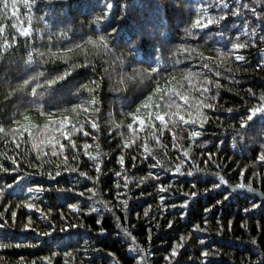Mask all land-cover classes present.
<instances>
[{
  "label": "snow or ice",
  "instance_id": "6c2138e0",
  "mask_svg": "<svg viewBox=\"0 0 264 264\" xmlns=\"http://www.w3.org/2000/svg\"><path fill=\"white\" fill-rule=\"evenodd\" d=\"M71 0H0V15L4 20H11V34L6 30V25L0 23V70L7 73L10 69L4 68V58L8 52L17 48L19 37L26 38L27 50L22 58V72L14 79L19 81L17 87L11 88L10 77L2 76L0 80L7 79L9 84V91L4 99L11 104H14V111L10 117L11 127L5 130L0 125V140H3L5 145L12 144L15 149H20L22 144H29L30 151L35 153V162L29 161L28 167L36 169L35 172H24L23 176L20 174L15 175V179L11 184H5V188H11L13 185L21 182L27 176H40L46 177L47 180L59 183L58 177L62 173L68 174V179L72 181L67 188L63 186L57 189L58 192L64 194L63 199L76 200V196L85 197L87 201L81 203L76 200L74 203H67V208L73 213L87 215L91 212H98L101 208L108 212H115V208L122 206V210L128 212L127 199L121 201L120 204L114 207L109 206V202L104 200L100 190L96 187L100 183V174L102 172V157L105 155L97 142L98 136L103 139H109L111 136L120 138L121 143L117 145L119 155L117 156V163L125 168V171L115 172L117 178H123L125 181L123 187L129 189V181L136 183L128 175L126 168V155L128 151H140L141 164L138 167V157L133 155L131 157V166L133 169L142 170L143 162L148 159L154 161L149 163V171L146 176H141L137 183L144 184L147 179L152 181H159L161 176L165 174H178L193 177L195 169L194 165L190 164L192 160V153L190 152L196 138L201 136V129L203 122L208 120L206 109H214L217 105L214 103L216 95L214 89L223 87L221 78H227L231 74L232 68L229 67L231 59L237 62L245 61V56L239 54L238 50L256 47L257 42L252 39L258 35L257 29L254 26L256 21L264 23V16L260 15L264 12V5L257 0L251 7L246 0H176L177 7L183 5L187 11L188 17L181 29L182 37L180 42L175 47L168 50L167 59L164 58L165 45L159 47L153 46L151 53L138 58L139 49L136 47L135 41L129 44L127 41L124 43L128 47V52H117L119 47V25L122 24L121 17L110 18V13L113 10V3L111 0H94L91 11L96 8L100 9V13L92 16L90 20V32L95 35L82 36L79 40H74L68 35L65 28L59 31H52L58 25L63 24L57 13L58 10H63L70 5ZM43 5V8H41ZM21 6L26 10L24 16L28 18L29 26H23L22 17L20 15ZM129 7L131 4L129 2ZM151 7V5H150ZM157 11L159 4L156 5ZM41 11L44 14L36 16L35 13ZM122 11H127V8H122ZM43 24V29L31 27L32 21ZM252 20V24L249 23ZM190 21V22H188ZM106 22V23H105ZM116 23L117 27H112ZM146 26H156V22L151 19H146ZM240 24L241 28L237 29L236 25ZM232 33H235L233 36ZM47 35L45 42L46 46L43 49L35 46V41L43 40ZM140 35H144L142 31ZM56 36L61 44L53 40ZM243 37V40H241ZM191 41V42H189ZM201 41L203 43H201ZM259 42L264 44V34L259 35ZM92 49L93 54L89 57V49ZM74 49H79L83 54V62L72 61L67 53L72 52ZM64 61L68 64L62 72L54 76H50L47 69L44 67L50 61L55 60ZM187 62L184 64V62ZM11 65V61L8 62ZM20 62H18L19 64ZM183 64V67H179ZM147 65V67H144ZM91 68L92 78L86 83L81 84L80 88L76 89L74 96L78 102L71 103L66 101L64 103H52L48 99L56 91L60 81H64L69 77L75 68ZM256 68L264 70V57H260ZM239 70V69H237ZM247 69H245L246 71ZM180 75L177 76V72ZM97 72L100 74L97 75ZM107 77L110 82L109 87L113 92H124L129 84L139 85V102L131 101L126 105H121V113L124 114L125 107H131L135 103V110L126 113L131 118V122L126 125L127 132L123 131L122 122L117 123L112 113H108L107 119V133L108 136H103L101 133L100 120L103 116V86ZM163 81V83H161ZM248 92L252 94V99L256 102L246 108V114L241 118L239 126H233V131L241 138H245L247 131L251 128H257L258 135L264 138V91H261L257 96L253 89L249 88ZM85 94L87 97L85 98ZM212 101V102H210ZM79 116L83 113V122L81 120L70 119L68 115L57 116L55 113H65L69 110ZM29 109H36L41 116H46L47 121L43 126H37L30 123V117L27 114ZM47 109V111H45ZM141 109L144 110L141 114ZM227 111L231 112L229 108ZM22 119H19V118ZM89 129V130H86ZM35 129V131H34ZM114 129L116 130L114 132ZM74 132H82L84 137L92 136L95 144V155L90 148L92 145L87 139L83 140L82 144L78 145L77 140L73 138ZM187 133V140L189 141L188 147H184L183 143L179 141L184 139L183 134ZM171 137V148L176 150V161L170 163L167 160V145L164 143L166 138L165 134ZM26 134V136H25ZM59 136L60 139L56 137ZM8 137V138H5ZM10 138V139H9ZM66 141V143L62 142ZM206 143V142H205ZM50 148L49 154L45 149ZM164 148L165 152L162 156L156 154V150ZM71 153V156L68 153ZM81 154L87 157L91 163L89 168H94L96 175H89L87 171L80 170ZM208 160L204 163L207 164L215 155V153H208ZM0 156L6 157L11 161V165L15 167H4L0 164V171L16 172L20 168V160L25 159L20 152L16 153L19 159L13 156H8L7 153H0ZM50 157H55L54 162ZM260 162V166L264 167V141L261 142V151L256 155L255 161ZM188 164L189 170L185 172L184 166ZM47 166V171L45 167ZM249 165L239 168L241 177L245 176V169ZM23 171V169H21ZM215 180L211 183L210 188H205L204 191L208 192L221 186L227 185L229 182L225 179L224 175L219 172L213 173ZM253 176L264 175L253 171ZM91 181L93 186L84 188L83 185L80 189L76 187L81 180ZM196 180V177H193ZM248 182H237L232 184V189H247L248 192L256 193L258 190L253 187V180L251 177L247 178ZM49 188L52 186L49 185ZM119 187V184L117 185ZM192 187L195 188L196 184L193 183ZM82 189V190H81ZM44 183L36 181L33 182L32 187L28 188L27 199L22 201L24 207L27 209H34L35 212L41 214V218L47 220L52 209H48V214H44L42 209L38 206L37 201L40 200V193L47 191ZM158 199L161 202L165 201V194L168 190L167 186L158 183L156 185ZM4 195V189L0 188V197ZM121 195L126 196L127 193H117L116 198L119 200ZM186 196L195 197L198 195L197 191L184 193ZM230 198L229 190L225 188V192L221 195L220 199L216 200L217 204L226 201ZM92 201V203H88ZM188 200H183L181 207L188 204ZM95 204L96 206H92ZM87 205V207L85 206ZM19 206V205H18ZM177 205L165 204V207H176ZM5 208L8 205H4ZM151 205L144 209V216L151 215ZM259 209L264 212V202L256 201L250 204V207H244L243 211L249 213L252 210ZM211 208H205L204 211L208 212ZM163 215V210H160ZM12 224L15 226L17 213L12 211ZM180 216L183 217L184 213L181 212ZM139 218V213H137ZM62 226L59 228L60 232H67L69 229L84 228L83 223H71L67 220L64 213H60ZM119 220V217H116ZM96 224H101V219H96ZM208 221L205 220L204 224L207 225ZM219 223V220L217 221ZM231 228L232 221H228ZM172 225V221H168V226ZM247 227L245 221L241 225ZM10 227L8 220L4 218V214L0 213V230H7ZM22 230L32 228V217H27V222L22 224ZM46 232H38L41 236L53 234L55 231L54 225L46 226ZM122 232L125 236L131 238L132 243L128 245L129 251L133 252L132 259L135 264H148L146 256L150 255L149 251L136 243V237L132 235L129 227L125 224L122 225ZM222 227V226H221ZM259 227V225H258ZM35 230V229H33ZM195 231H207L208 229L200 227V225H193ZM38 231V230H37ZM103 233L105 229L99 228ZM149 239L151 236L149 235ZM187 239L183 234L180 236V242H173V245L164 257L166 264H172V259L176 258L180 249L184 247L183 242ZM253 243L255 238L253 237ZM203 244V241L200 242ZM22 245H12L10 243L0 242V249L10 247H21ZM34 246V245H24ZM72 249L64 252L67 264V258L70 256ZM218 252H201V257H208L209 255H218ZM59 253L53 251L50 255L42 256L40 259L45 264H53V258ZM111 264H118L115 254L109 252L108 257ZM95 257H93V264ZM19 264H29L23 257L19 258ZM30 264H36L33 260ZM179 264V261H177ZM264 264V262H262Z\"/></svg>",
  "mask_w": 264,
  "mask_h": 264
},
{
  "label": "trees",
  "instance_id": "16d2710c",
  "mask_svg": "<svg viewBox=\"0 0 264 264\" xmlns=\"http://www.w3.org/2000/svg\"><path fill=\"white\" fill-rule=\"evenodd\" d=\"M94 0H71L70 5L63 10H58L57 15L63 19V24L57 26L52 31H59L65 28L68 35L74 40L81 39L82 36L95 35L90 32V20L92 16L100 13V9L96 8L91 11ZM113 3V10L110 13V18L121 17L122 24L119 25V47L117 52H128V47L124 43L127 41L131 44L133 41L139 49L138 58L151 53L153 46L159 47L165 45L164 58L167 59L168 50L172 49L180 42L182 37L181 29L187 20L188 14L183 5L177 7L176 0H111ZM131 4V7L128 4ZM232 0H229L231 4ZM250 7L257 2V0H246ZM259 3L264 5V0H259ZM159 4L157 11L156 5ZM151 5V7H150ZM43 8V5H41ZM122 8H127V11H122ZM26 10L21 6L20 15L22 17L23 26H29L28 18L24 16ZM41 11L35 13L36 16L43 15ZM260 15L264 16V12ZM146 19H151L156 22V26H146ZM190 22V21H188ZM0 23L6 25V30L11 34V24L13 21L4 20L0 15ZM106 23V22H105ZM252 24V20H249ZM257 29L258 35L252 37L257 42L256 47L238 50L239 54L245 56V61L237 62L234 57L231 59L229 67L232 72L227 78H221L223 87L214 89L217 105L214 109H206L208 120L203 122V127L199 129L201 136L196 138L193 146L190 149L192 153L191 165L199 171L193 172V177L178 174H165L161 176L159 181H152L150 178L144 184L137 187V183L141 176H146L149 171V163H153L148 159L143 162L142 170L133 169L131 166V157L136 155L138 157V167L141 164L140 151H128L125 157L126 168L128 175L136 183L129 181V189L123 187L125 181L123 178H117L115 172L125 171L117 163V156L120 154L117 145L121 140L117 136H111L109 139H103L98 136L97 142L100 144L101 151L105 154L102 157V172L100 174V183L96 187L104 200L109 202L110 207L120 204L121 201L127 199L128 212L122 210V206L115 208V212H108L101 208L98 212H91L87 215L73 213L67 208V203H74L80 200L81 203L87 201V196H76V200L63 199L64 194L58 192L57 189L61 186L67 188L71 180L68 179L67 173H62L57 180L59 183L49 181L46 177L27 176L21 182L13 185L10 189L5 188V184H11L15 179L16 174L23 176L24 172H35L36 169L29 168L28 162H35V153L30 151L29 144H22L20 149H15L12 144L5 145L3 140H0V153H7L8 156H16L20 152L25 159L20 160V168L16 172L0 171V188L4 189V195L0 197V213L4 214V218L8 220L10 227L7 230H0V242L10 243L12 245L20 244L21 247H10L0 249V264H19V258L23 257L25 261L30 262L35 260L36 264H45L40 258L45 255H50L55 251L59 253L53 258V264H65L64 252L72 249L70 256L67 258V264H93V257H95L94 264H111L108 253H114L118 264H135L132 259L134 253L129 251L128 245L132 243L131 238L125 236L122 232V225H127L132 235L136 237V243L141 247L146 248L150 255L146 256L148 264H166L164 257L168 255L173 242H180V236L183 234L187 239L183 242L184 247L176 258L172 259V264H262L264 262V212L259 209L252 210L249 213L243 211L244 207H250L252 202L264 200L256 194L264 196V175L253 176V171L264 174V167L260 166V162L255 161V157L261 151V142L264 138L258 135L257 128H251L247 131L245 138H241L234 133L233 126L238 127L242 117L246 114V108L252 106L256 101L252 99V94L248 89H253V92L258 96L261 91H264V70L255 67L260 57H264V44L259 42V35L264 34V23L256 21L254 25ZM31 27L34 29H43V24L32 21ZM112 27H117L116 23ZM237 29L241 28L240 24L236 25ZM144 35H140L141 32ZM234 36L235 33H232ZM47 35L43 40L35 41L37 48L43 49L46 44ZM53 40L57 45L61 44L56 36ZM243 40V37H241ZM191 42V41H189ZM201 43H203L201 41ZM18 47L8 52L4 58V68L10 70L5 73L0 70V77L6 76L11 79V88L17 87L19 81L14 79L22 72V58L27 50L26 38L19 37ZM93 54L92 49H89V57ZM72 61L83 62L84 56L79 49H74L67 53ZM11 61V65H9ZM18 62H20L18 64ZM187 62L185 61L184 64ZM49 72L50 76H54L62 72L68 64L59 59L50 61L44 66ZM147 67V65H144ZM179 67H183V64ZM239 69V70H237ZM245 69H247L245 71ZM100 73L97 72V75ZM91 68H75L69 77L64 81H60L56 87V91L48 99L52 103L71 101V103L78 102L74 96L76 89L80 88L81 84L86 83L92 78ZM180 72H177V76ZM163 83V81H161ZM110 82L105 77L103 86L102 106L104 109L103 116L100 120L101 133L103 136H108L107 133V119L108 113H112L117 123L122 122L123 131L126 133V125L131 122V118L126 115L129 111L135 110V103L132 106L124 108V114L121 113V105H126L131 101L139 102V85L129 84L127 89L122 92H113L109 87ZM9 91V84L7 79L0 80V125L5 130L11 127L10 117L14 109L16 100L9 104L5 99V95ZM85 98L87 94H85ZM212 102V101H210ZM69 110L65 113H55L57 116L68 115L70 119H79L83 122V113L77 116L72 112L70 105ZM231 108L229 112L227 109ZM47 111V109H45ZM30 117V123L37 126H43L47 121L46 116H41L36 109H29L27 113ZM143 114V112L141 113ZM19 118V117H18ZM22 119V118H19ZM86 130H89L86 128ZM35 131V129H34ZM116 130L114 129V132ZM0 133V136H3ZM26 136V134H25ZM164 143L167 147V160L170 163L176 161V150L171 148V137L165 134ZM184 139L179 141L183 143L184 147H188L187 133L183 134ZM8 138V137H5ZM60 139L59 136L56 137ZM73 138L77 140L78 145L82 144L83 140L87 139L92 145L90 151L95 155V144L92 136L84 137L82 132H74ZM10 139V138H9ZM66 143V141H62ZM206 142V143H205ZM51 152L50 148L45 149ZM165 152L164 148L156 150V154L162 156ZM208 153H215L209 163ZM71 156V153H68ZM56 162L55 157H50ZM87 157L81 154L80 164L82 171H87L89 175H96L94 168H89ZM0 164L4 167H15L11 165V161L4 156H0ZM249 165L245 169V176L241 177L239 168ZM23 169V171H21ZM185 172L189 170V165L184 166ZM47 171V166L45 167ZM219 172L228 180V184L220 188L205 192V188H210L211 183L215 180L213 173ZM251 177L253 180V187L258 191L254 194L242 192L240 189H232V184L237 182L247 183ZM42 182L47 191L41 192L40 200L37 201L38 206L42 209L44 214H48V209L52 212L48 219L41 218V214L30 210L23 206L22 201L27 199L28 188L32 187L33 182ZM162 183L167 186L168 190L165 194V201L161 202L158 199L160 193L156 190V185ZM196 187L193 188L192 184ZM119 184V187L117 185ZM52 187L49 188L48 186ZM92 187L91 181L81 180L76 187L80 189ZM225 188L229 190L230 198L217 204L216 200L221 198L225 192ZM82 190V189H81ZM197 191L198 195L190 197L184 193ZM127 193L126 196L121 195L120 199L116 198L117 193ZM187 199L189 202L186 206L181 207L183 200ZM92 203V201H88ZM168 205H177L176 207H165ZM4 205H8L7 208ZM19 205V206H18ZM151 205V215L144 216V209ZM87 207V205H85ZM92 206H96L92 204ZM211 208L210 211L205 212V208ZM16 211L17 217L15 226L12 227V211ZM163 210V215L160 214ZM63 212L65 217L71 223H83L84 228L69 229L67 232H60L59 228L62 226L60 213ZM184 216L181 217L180 213ZM139 213V218L137 217ZM32 217V228L22 230V224L27 222V217ZM116 217L120 219L117 220ZM101 219V224H96V219ZM207 220V225L204 221ZM219 220V223L217 221ZM232 221L231 228L228 221ZM168 221H172V225L168 226ZM247 222V227H242V223ZM200 225L202 228H207V231H195L193 225ZM49 225L55 226L53 234L41 236L38 232H46ZM259 225V227H258ZM222 226V227H221ZM103 227L105 231L101 233L99 228ZM35 229V230H33ZM38 230V231H37ZM149 235L151 239H149ZM255 238V243L253 239ZM203 241V244L200 242ZM34 245V246H24ZM218 252V255H209L204 258L201 257V252Z\"/></svg>",
  "mask_w": 264,
  "mask_h": 264
},
{
  "label": "water",
  "instance_id": "95a60500",
  "mask_svg": "<svg viewBox=\"0 0 264 264\" xmlns=\"http://www.w3.org/2000/svg\"><path fill=\"white\" fill-rule=\"evenodd\" d=\"M242 192H245L244 190H241ZM255 194V193H254ZM256 195H258L259 197H260V199H262V200H264V196H262V195H259V194H256Z\"/></svg>",
  "mask_w": 264,
  "mask_h": 264
},
{
  "label": "rangeland",
  "instance_id": "374dc122",
  "mask_svg": "<svg viewBox=\"0 0 264 264\" xmlns=\"http://www.w3.org/2000/svg\"><path fill=\"white\" fill-rule=\"evenodd\" d=\"M142 112H144V110H143V109H141V113H142Z\"/></svg>",
  "mask_w": 264,
  "mask_h": 264
}]
</instances>
